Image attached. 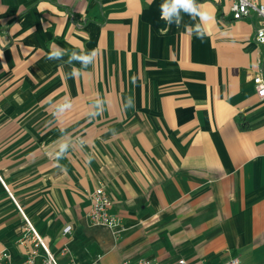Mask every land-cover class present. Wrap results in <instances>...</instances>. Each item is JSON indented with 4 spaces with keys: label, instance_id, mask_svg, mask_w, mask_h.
I'll return each mask as SVG.
<instances>
[{
    "label": "crops",
    "instance_id": "obj_1",
    "mask_svg": "<svg viewBox=\"0 0 264 264\" xmlns=\"http://www.w3.org/2000/svg\"><path fill=\"white\" fill-rule=\"evenodd\" d=\"M166 2L0 0V264L27 223L59 264H264L263 20ZM99 184L114 227L86 216Z\"/></svg>",
    "mask_w": 264,
    "mask_h": 264
},
{
    "label": "built area",
    "instance_id": "obj_2",
    "mask_svg": "<svg viewBox=\"0 0 264 264\" xmlns=\"http://www.w3.org/2000/svg\"><path fill=\"white\" fill-rule=\"evenodd\" d=\"M229 9L234 19H241L248 16L250 12H253L257 17L263 20V25L256 30L255 39L257 43L264 45V4L258 3L256 0H228ZM256 84L257 94L260 97H264V81L260 75H257L253 79ZM92 204L87 212V218L92 225L114 227L117 225V219L111 213V199L106 193L104 186L99 184L91 193ZM25 232L28 236L20 239L19 244L29 245V252L27 256L18 263L12 264H35L36 257L39 256L40 250L41 264H59L54 254L49 251L44 241L39 237L35 229L27 223ZM3 257H8L7 253H2ZM178 264H190L185 258L180 257ZM96 264V263H95ZM99 264V263H97ZM121 264H152L149 259L138 258L136 260L124 259ZM221 264H239V258L232 257Z\"/></svg>",
    "mask_w": 264,
    "mask_h": 264
},
{
    "label": "clouds",
    "instance_id": "obj_3",
    "mask_svg": "<svg viewBox=\"0 0 264 264\" xmlns=\"http://www.w3.org/2000/svg\"><path fill=\"white\" fill-rule=\"evenodd\" d=\"M162 14L161 18L164 19L169 25H171L170 17L172 15H178L180 10H183L190 14L192 17H199L200 21L202 23L207 22L210 19V16L206 12H202L199 7L195 4V0H168L163 6H162ZM179 27V23L176 25ZM201 28V26H200ZM205 35V31L201 28V30L198 32L197 36L198 38H203ZM61 55V52L59 49H57L55 52L50 53L49 58H52L53 56L59 57ZM96 57V52L92 51L88 54L84 55H77L73 53L72 59H76L82 62V64L87 67L89 63H92L94 58ZM78 75L77 70H73L72 76L76 77ZM129 104L134 107L135 105L132 103L131 100H129ZM66 145L62 146L61 151L66 150Z\"/></svg>",
    "mask_w": 264,
    "mask_h": 264
}]
</instances>
